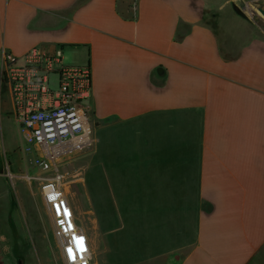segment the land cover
<instances>
[{
  "label": "crops",
  "instance_id": "0c3cea01",
  "mask_svg": "<svg viewBox=\"0 0 264 264\" xmlns=\"http://www.w3.org/2000/svg\"><path fill=\"white\" fill-rule=\"evenodd\" d=\"M248 17L232 0H0L1 86L4 52L60 53L91 69L95 129L138 127V264L262 258L264 29Z\"/></svg>",
  "mask_w": 264,
  "mask_h": 264
},
{
  "label": "rangeland",
  "instance_id": "374dc122",
  "mask_svg": "<svg viewBox=\"0 0 264 264\" xmlns=\"http://www.w3.org/2000/svg\"><path fill=\"white\" fill-rule=\"evenodd\" d=\"M243 17L256 14L264 29V0H232ZM93 145L58 161L79 226L93 239V264H138V127L100 128ZM26 149L0 84V259L6 264H65L41 192L44 171ZM89 152L98 166L90 165ZM89 182L92 183L89 194ZM97 167V168H96ZM96 168V169H95ZM256 264H264V253Z\"/></svg>",
  "mask_w": 264,
  "mask_h": 264
},
{
  "label": "built area",
  "instance_id": "2783aa9c",
  "mask_svg": "<svg viewBox=\"0 0 264 264\" xmlns=\"http://www.w3.org/2000/svg\"><path fill=\"white\" fill-rule=\"evenodd\" d=\"M3 83L9 86L11 114L26 149L51 176L42 178L41 192L54 221L53 233L65 264H93L87 233L79 226L65 176L55 165L92 145V74L89 66L66 65L60 53L33 49L23 56L3 55Z\"/></svg>",
  "mask_w": 264,
  "mask_h": 264
},
{
  "label": "water",
  "instance_id": "95a60500",
  "mask_svg": "<svg viewBox=\"0 0 264 264\" xmlns=\"http://www.w3.org/2000/svg\"><path fill=\"white\" fill-rule=\"evenodd\" d=\"M258 9L264 14V8L258 7Z\"/></svg>",
  "mask_w": 264,
  "mask_h": 264
},
{
  "label": "flooded vegetation",
  "instance_id": "af4514ba",
  "mask_svg": "<svg viewBox=\"0 0 264 264\" xmlns=\"http://www.w3.org/2000/svg\"><path fill=\"white\" fill-rule=\"evenodd\" d=\"M18 261H19V264H22V262H21V260H20V259H18Z\"/></svg>",
  "mask_w": 264,
  "mask_h": 264
},
{
  "label": "bare ground",
  "instance_id": "6f19581e",
  "mask_svg": "<svg viewBox=\"0 0 264 264\" xmlns=\"http://www.w3.org/2000/svg\"><path fill=\"white\" fill-rule=\"evenodd\" d=\"M93 252V251H92ZM92 255V257H93V254H91Z\"/></svg>",
  "mask_w": 264,
  "mask_h": 264
}]
</instances>
